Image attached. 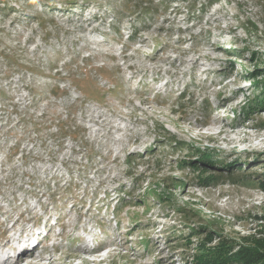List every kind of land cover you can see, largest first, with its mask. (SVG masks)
Returning <instances> with one entry per match:
<instances>
[{
  "label": "rangeland",
  "instance_id": "obj_1",
  "mask_svg": "<svg viewBox=\"0 0 264 264\" xmlns=\"http://www.w3.org/2000/svg\"><path fill=\"white\" fill-rule=\"evenodd\" d=\"M151 2L135 24L121 0H0V239L45 225V264L264 262V0ZM87 56L104 102L69 79Z\"/></svg>",
  "mask_w": 264,
  "mask_h": 264
},
{
  "label": "trees",
  "instance_id": "obj_2",
  "mask_svg": "<svg viewBox=\"0 0 264 264\" xmlns=\"http://www.w3.org/2000/svg\"><path fill=\"white\" fill-rule=\"evenodd\" d=\"M117 1V0H115ZM152 0H121V12L124 14L128 13H132L137 15L136 17V22L135 24L138 23H146V19L149 18V16L154 15V12H157V8L155 6H152ZM147 2H150L148 4V6L145 4ZM77 3V2H76ZM116 3V2H115ZM139 4V5H138ZM151 13V14H150ZM152 17V16H151ZM150 19V18H149ZM143 21V22H142ZM134 29V28H133ZM131 39H135V36H132ZM2 56L11 64H16L19 65V61L15 60L13 56H10L9 54H7L4 50L2 52ZM84 70L83 72H81L80 74H78V71L73 70L72 66L73 63L68 64L69 66V70L72 69L69 73V79H71L72 82H74L76 84V87L79 89L80 92L84 93V95H86L85 100H89V99H95L97 101H101L104 102L106 99V96L108 95V93H115L117 92L118 89H106L105 87L101 86L98 82L93 81L92 79L89 78V76H87V67L90 66L92 63L91 61V57L87 56L84 59ZM264 68H262L263 70ZM261 70V68H258L255 72ZM59 75V74H57ZM54 90V93L51 95L57 96L60 92H62L60 85L58 87H53L52 88ZM2 92H0V95ZM184 95V94H183ZM181 95V96H183ZM40 124L36 123V126L39 127ZM58 125L60 126L59 132L60 133H65V134H69L71 135L73 138H77L79 137L80 133L78 132V128H76L75 126L73 127H68L66 126V122L63 121H59ZM81 129V128H80ZM83 139L85 140L86 138ZM87 142V141H86ZM88 144V143H87ZM177 145H180V143H178ZM129 158V163H134L135 162V157H132L131 155L128 156ZM199 172L202 173H208L207 170H198ZM220 177H222V175H217L216 178L220 179ZM124 206H117V213L119 214ZM222 258L221 260H219L218 258L216 260L213 261H220L218 264H264L263 260L261 259H255L252 260V257L247 256V254H243V253H237L233 256H229L227 253L222 254ZM210 259L214 258L213 255H209ZM209 261V260H208ZM204 263V260L203 262ZM205 264H206V259H205ZM212 264H217V262H213Z\"/></svg>",
  "mask_w": 264,
  "mask_h": 264
},
{
  "label": "bare ground",
  "instance_id": "obj_3",
  "mask_svg": "<svg viewBox=\"0 0 264 264\" xmlns=\"http://www.w3.org/2000/svg\"><path fill=\"white\" fill-rule=\"evenodd\" d=\"M49 233L45 231V225L42 227V229L38 225H33V227H31L30 229L27 228L25 229V231L23 230L18 234L11 235V237L14 238L13 242H10V239L8 240L6 238H4V240L0 239V264H45L46 262L51 263L53 257H43L44 255L40 257L41 255L36 254L37 250L35 251L38 245L46 241ZM9 248H14L16 249V251L12 253H6V249ZM72 256H75L76 258V255H69L68 258L71 259ZM13 258H16V261L12 262L11 260Z\"/></svg>",
  "mask_w": 264,
  "mask_h": 264
}]
</instances>
